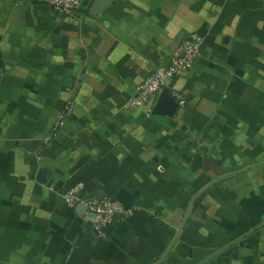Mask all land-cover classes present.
<instances>
[{
    "label": "crops",
    "instance_id": "crops-1",
    "mask_svg": "<svg viewBox=\"0 0 264 264\" xmlns=\"http://www.w3.org/2000/svg\"><path fill=\"white\" fill-rule=\"evenodd\" d=\"M190 35L202 39L200 55L167 88L183 95L185 105L167 122L147 117L149 107L131 99ZM27 55L41 69L35 86L45 91L47 84L54 93L51 105H39L34 117H7L8 105L0 106V264H264L262 233L256 236L264 216L222 251L191 243L198 233L189 232L188 223L196 219L191 227L198 226L201 219L192 217L196 195L215 179L193 193L186 218L180 193L188 180L181 177L182 153L169 140L178 125L181 132L208 133L212 145L225 149L235 167L208 190L224 179L230 186L256 172L264 177V0H84L74 17L57 14L44 0H0V91L25 89L21 78L16 85L5 82L9 60L22 62ZM48 69L57 80L52 85ZM67 100L75 101L73 114L48 142ZM247 151L254 157L259 151L261 162L242 159ZM164 153L170 167L158 174ZM186 156L192 160L200 151L191 144ZM42 168L48 170L46 184L38 181ZM174 171L181 176L172 178ZM77 185L82 198L104 193L111 201L136 204L146 194L150 203L144 215H122L98 231L86 215L59 204L64 191ZM259 189L249 186L250 199L264 198V181ZM222 197L213 213L227 215L236 198ZM240 244L250 254L234 252Z\"/></svg>",
    "mask_w": 264,
    "mask_h": 264
},
{
    "label": "rangeland",
    "instance_id": "rangeland-1",
    "mask_svg": "<svg viewBox=\"0 0 264 264\" xmlns=\"http://www.w3.org/2000/svg\"><path fill=\"white\" fill-rule=\"evenodd\" d=\"M34 53L36 54V51H34ZM23 58L25 59H23L22 62H18L16 60H13L12 58L9 60L8 73L6 75L8 80H6L5 83L10 86L12 84L16 85L18 83V78H21L22 82L19 83H22L25 89H23L20 92L0 91V106L7 104L8 108L5 107V109L7 108V110L5 111L7 113V117L8 116L15 117L16 119L19 118L22 119L28 115L36 116L37 113L39 112V109L37 108L39 105L41 104H43L44 106L51 105L50 98L54 93L52 91H49L50 86H48L47 84L46 87H42L45 89V91H39L41 88H38V86L37 85L35 86V84L38 83V81L41 79V77L37 75L41 69L39 68V70H36L33 66H31L30 63L32 61L29 60L30 57L28 55ZM48 58H50V54H48ZM25 60L27 62V65L24 62ZM34 63L38 64L40 62L39 60H36L34 61ZM25 71L31 75H27V77L24 76ZM35 71L38 73L36 74ZM47 72H48L46 73L47 79L49 78L52 81L51 82L52 85V83L54 84V79H55L54 73H51L50 69H48ZM2 79L3 77H2V70L0 65V83H2L1 82ZM61 93L63 94V92ZM35 94H38V96L36 97ZM67 101L65 102L66 105L64 106L62 111L66 110L67 109L66 107L75 106L74 100L68 102ZM153 107L147 109L148 110L147 117L150 116ZM178 127H179L178 125L173 127V129H176V131H174V133H172L169 136V140L170 143L172 144V147L179 152L178 154L182 153L178 157V159L181 161V164H183L184 166L183 174L184 173L185 174L181 176L179 171L171 172V174H172V178L185 176L188 180L187 189L182 188L183 190H181L180 193L181 199L186 201V206L184 207L188 211L189 205L187 206V202L192 198L193 193L195 191L201 190L213 179H216L222 174H225L233 170L235 166L232 163V161L228 159L227 157L228 154L226 153L225 149H223L219 145L218 146L215 144L212 145L213 140L211 139L208 133L205 132L202 135L200 134L198 135V133L192 131V129L189 130L187 128H184L185 130L181 132V130H178L179 129ZM176 133L179 134L177 135ZM51 137L52 134L50 135L49 140H47L48 142L50 141ZM198 137H201V139H199ZM191 144L196 145L198 150L200 151V156L195 157L192 160H190L189 157L187 158L186 156L187 148L190 147ZM248 151L246 152L247 156L246 155L241 156L242 159L248 158L249 160H252L251 162H256L255 160L261 162L263 157L262 155H259L260 153L259 151L257 153V157H254L256 155H251ZM161 165L162 166L159 165L157 166L159 167L158 168L159 171L156 172L158 174L166 173L167 170L169 169L170 161L168 154L164 153L161 156ZM195 165L198 167L200 165L201 171L194 168ZM252 166L253 165L249 167ZM228 178L231 180V178H234V176ZM155 180L158 179L155 178ZM263 181H264L263 174L261 175L259 172H256L247 179H240L238 180V182L234 181L235 183H231L230 186L226 185L227 181L224 179L223 183L218 182L219 184L213 186L212 189H209L207 192L206 191L203 192L201 194L200 199H198V202H196V208H197L195 209L196 211L195 210L192 211L193 212L192 217L194 218L201 217V219L197 220L198 222L196 223V225L198 224V226L191 227V225L196 222L195 221L196 219H191L190 222L188 223L189 227H187V229H189L188 230L189 232L191 229H195L192 232L198 233L197 240L195 241L192 239L191 243L195 246L202 247L201 249L210 245L215 247L216 251L217 249L220 251L223 246L230 244L231 242H233L234 240L238 239L243 234H245L247 231L249 232L254 228H256L259 225L257 224V220H259L260 218H262V216H264V198H261L260 199L261 201H259L258 198L250 199L251 194H249L246 191L249 189V186L253 184V192L258 193L260 190L259 185ZM82 188H83L82 185L71 187L68 190L64 191L63 196H65V194L72 189H78L80 193ZM48 189L50 191H54V189H52L51 187H49ZM261 192H263V190H261ZM222 194H223L222 198L230 195L236 198V205L233 207L230 206L228 208L227 215L225 213L223 214H219L217 212L213 213V210L217 209L218 207V204L215 201L219 200ZM174 195L175 194H172V196ZM262 195L264 196V192ZM210 197L213 198L212 204L209 201ZM82 199L91 200V198L87 199L84 197ZM257 199L258 201L255 203ZM137 200L139 203L136 204L130 203V201L129 204L125 202H121V203L119 202L122 210L121 212L123 213V217L124 216L127 217L128 215L131 216L144 215V208H145L144 205H146L147 203L149 204L150 199L148 196H146V194H144V197ZM147 208L150 209L149 206ZM180 208H182V205H180ZM155 212L157 213L155 215L159 214L158 213L159 211L156 210ZM177 213H179V209L177 210ZM216 220H218V226L216 225V223H214ZM216 228H217V232L214 231L213 232L214 234L212 235L210 229L214 230ZM259 229L260 228H257V230ZM202 231H207L209 233L208 236H202L201 234ZM260 233H262L260 238L262 241H264V230L263 232H258L256 236H259ZM251 243L252 245L254 244L253 242ZM241 245L242 244L237 245L236 248H233L236 249L234 250V252L238 251L241 255L250 254L249 249ZM203 251H205V249H203ZM222 254L223 253H221L220 255ZM248 257L250 258L257 257V254L255 253L253 256H248Z\"/></svg>",
    "mask_w": 264,
    "mask_h": 264
},
{
    "label": "built area",
    "instance_id": "built-area-1",
    "mask_svg": "<svg viewBox=\"0 0 264 264\" xmlns=\"http://www.w3.org/2000/svg\"><path fill=\"white\" fill-rule=\"evenodd\" d=\"M44 2L59 15L74 17L81 10L84 0H44ZM201 46L202 39L200 37L194 35L187 37L181 44L179 53L172 57L170 64L165 68L157 69L142 82L137 95L131 99V104L153 107L160 93L168 88L170 82L185 77L193 68L200 55ZM173 96L178 99L180 107L185 105L183 95L175 92ZM66 108L61 119L70 116L74 111V106ZM63 197L68 208H76L79 204L85 205L87 208L86 217L98 231H103L114 222L117 214L123 215L120 203L112 202L106 198L83 200L78 189L68 191ZM91 214H94L95 217H90Z\"/></svg>",
    "mask_w": 264,
    "mask_h": 264
},
{
    "label": "water",
    "instance_id": "water-1",
    "mask_svg": "<svg viewBox=\"0 0 264 264\" xmlns=\"http://www.w3.org/2000/svg\"><path fill=\"white\" fill-rule=\"evenodd\" d=\"M34 1H39V0H34ZM178 107H179V101H178V99H176L167 89H165V90H163L160 93V95L158 96V99L156 100L155 106H154V108L152 110V116L155 117L156 119H158L159 121L167 122V121L171 120L176 115L177 110H178ZM47 173H48V170L46 168H42V169L39 170V172H38V181H39V183L46 184V182H47ZM219 180H220V178L215 179L214 181H212V183L209 186H211L212 184L216 183ZM209 186L203 188L196 195V197L199 196V195H201ZM196 197H194L193 200H192V202H191L190 209H189V211H188V213L186 215V218L189 216V214L192 211V208H193L194 201H195ZM97 199L98 200L105 199V194L104 193L99 194L98 197H97ZM112 201L113 202H116V199L115 198H112ZM59 204L62 207H65L66 206L64 198L59 197ZM75 211H76V213L78 215L84 216L87 213V208H86L85 205L79 204L75 208ZM90 217L94 218L95 215L94 214H91ZM116 218L117 219H121L122 218V215L121 214H117L116 215ZM184 223H185V220L181 224L180 230L183 228ZM178 234H180V233H177V235ZM240 239H242V238H240ZM239 240L235 241L230 246L236 244ZM224 250H225V248H224Z\"/></svg>",
    "mask_w": 264,
    "mask_h": 264
},
{
    "label": "trees",
    "instance_id": "trees-1",
    "mask_svg": "<svg viewBox=\"0 0 264 264\" xmlns=\"http://www.w3.org/2000/svg\"><path fill=\"white\" fill-rule=\"evenodd\" d=\"M154 108V107H153ZM153 110V109H152ZM64 112H65V110L62 112V114L59 116V118H58V120H57V122L55 123V125L53 126V129H52V137L50 138V141L52 140V138L58 133V132H60V130L62 129V126L64 125V122H65V120L69 117H65V118H62L61 119V116L64 114ZM152 113V112H151ZM73 114V113H72ZM71 114V115H72ZM62 122H63V125H61L62 124ZM208 191V189L206 190V192ZM70 209H72V208H70ZM73 209H75V208H73Z\"/></svg>",
    "mask_w": 264,
    "mask_h": 264
}]
</instances>
